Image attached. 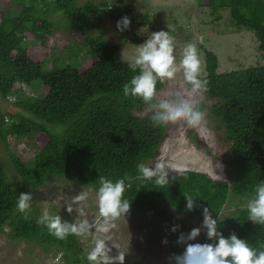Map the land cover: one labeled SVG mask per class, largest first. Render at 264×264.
I'll list each match as a JSON object with an SVG mask.
<instances>
[{"label": "trees", "instance_id": "1", "mask_svg": "<svg viewBox=\"0 0 264 264\" xmlns=\"http://www.w3.org/2000/svg\"><path fill=\"white\" fill-rule=\"evenodd\" d=\"M77 1L0 0V99L6 102L16 84H40L38 98L18 99L9 103L15 112L0 114V141L9 153L7 160L0 158V234L59 255L63 264H89L80 236L69 234L61 240L51 235L37 223L43 211L36 205L31 204L28 219L17 210L20 193L41 189L50 178L68 179L95 191L100 177L124 179L130 212L171 228L194 219L202 224L204 207L216 219L230 192L247 200L256 183L264 180V64L218 73L216 55L204 50L201 79L208 84L203 92L206 103H200V108L228 151L222 162L227 182L185 170L169 171L170 184L157 185L154 179H144L137 165L155 167L168 125L154 126L151 104L123 94L124 84L139 70L117 61L119 46L101 35L98 8L105 12L107 2L93 6ZM197 5L213 14L227 11L235 30L253 32L264 55V0H197ZM108 16L116 21L124 16L135 19L128 7L112 8ZM140 24L148 25L147 15L140 17ZM91 28L99 35L90 34ZM145 40L136 37L130 44L138 46ZM82 48L88 56L74 65H64L65 58L55 53L70 50L68 57L76 62ZM163 87L158 80L156 93ZM10 137L15 147L24 143L39 147L29 165L9 151ZM184 195H191L199 207L186 211ZM58 215L66 220L65 213ZM217 221V230L225 237L235 233L253 248L264 250V225L249 221L246 207Z\"/></svg>", "mask_w": 264, "mask_h": 264}, {"label": "rangeland", "instance_id": "2", "mask_svg": "<svg viewBox=\"0 0 264 264\" xmlns=\"http://www.w3.org/2000/svg\"><path fill=\"white\" fill-rule=\"evenodd\" d=\"M103 2H107L108 7L105 10L106 13L101 7L98 8L101 35L108 42L119 46L116 53L117 61L130 64L136 49L141 46V44L134 46L130 44V41L136 37L148 39L152 32L164 30L174 37V55L177 64L184 47L189 43L196 44L202 65L200 78L205 76L204 50L216 55L218 73L264 64V55L257 48L258 43L253 32L235 30L230 23L227 11L221 10L213 14L210 9L199 7L197 0H78L77 4L98 6ZM125 7L133 10L135 19L131 21L127 30L120 32L116 28V19L109 18L108 14L112 8ZM143 15L148 17V25L145 27L140 24V17ZM216 15L220 18L217 19ZM92 22L95 23L96 20L92 19ZM88 32L95 36L99 35L94 28L88 29ZM53 43L51 40L50 45ZM73 50L76 51V49ZM66 51L70 53V50ZM66 51L55 50V53L65 58L64 65L77 64L82 58L88 56L86 48H82L76 55V62H73ZM47 68L46 64L45 70ZM161 82L164 87L156 93L154 98L156 103L162 99H171L170 95L175 92L190 93L191 86L184 81L182 72H178L174 80ZM38 85L40 84L36 86L16 84L13 89L20 91L13 90L15 99L38 98L40 96ZM197 98L200 103H206L203 92L199 93ZM151 109L153 108H148V110ZM6 110L15 112L16 108L8 101L3 102L0 99V114ZM8 143L9 151L19 154L28 165L39 149L33 144L28 146L25 143L15 147L14 138L11 137L8 138ZM228 155L227 149L219 144L214 123L205 116L204 123L200 127H190L183 121L168 124L167 136L159 148L156 163H164L169 171L180 173L192 170L206 174L215 181L227 182L223 174L222 162ZM8 157L9 153L0 141V158L7 160ZM29 192L33 197L31 204L42 211L47 209L53 215L65 213L67 221L75 223L87 219L89 223L95 224L100 219L96 191L79 187L71 180L50 178L41 189ZM81 192H87L88 198L83 202H77L75 197ZM246 203L247 200L230 192L227 204L216 219L232 216L237 209L245 208ZM69 207L71 212L67 211ZM81 209L84 211L83 216L80 215ZM171 213L176 217L179 216L173 210ZM113 225L108 232H100L93 227L86 234L79 235L86 257L96 247L97 241H103L113 264H120L122 256H124L123 264H175L174 261H168L166 258L172 253L179 254L183 251V246L176 243L177 236L180 232L187 234L192 228L201 226L195 219L188 220L179 225L176 232H173L168 225H154L153 219L131 212L125 217L121 216L114 220ZM164 240L167 242L163 243ZM193 242L207 243L206 230L201 228L200 235ZM87 262L90 264L89 261ZM0 264H63V261L59 255L47 254L33 244L10 241L5 235L0 234Z\"/></svg>", "mask_w": 264, "mask_h": 264}, {"label": "clouds", "instance_id": "3", "mask_svg": "<svg viewBox=\"0 0 264 264\" xmlns=\"http://www.w3.org/2000/svg\"><path fill=\"white\" fill-rule=\"evenodd\" d=\"M131 21L127 16L117 21L116 28L123 32L130 27ZM130 68L138 74L134 75L123 86L124 96L141 98L146 104H151L154 109L151 122L154 126H163L170 123L183 121L190 127H200L205 120V113L200 108L197 98L199 93L207 90L208 81L201 79V60L195 43L187 44L182 52L179 64L174 55V37L168 31L152 32L136 49L132 57ZM178 72H182L184 81L191 86L190 93L175 92L170 95L171 99H162L159 103L154 102L156 96V84L158 80H174ZM14 90V89H13ZM20 91V90H16ZM19 93V92H18ZM9 103L16 101L14 93L7 97ZM139 173L144 179L153 180L157 185L170 184L169 170L160 162L155 167H148L144 163L137 165ZM174 179V178H172ZM126 183L124 179L113 181L100 177L99 186L96 189V201L98 219L95 224L87 219L75 223L63 220L59 215H51L45 209L38 218L37 223L47 228L49 233L58 239H65L69 234L83 235L93 227L100 232H108L113 227V221L130 212L131 201L124 197ZM88 198L87 192H81L75 197L77 202H83ZM186 211H193L199 205L191 195H184ZM31 193H20L17 201V210L27 213L31 210ZM67 211L71 212L69 207ZM248 220L253 224L264 225V180L256 183L253 192L246 203ZM80 215H84L83 209ZM202 224L192 228L187 234L180 232L177 236V245L183 246L179 254L172 253L166 259L175 264H264V250H257L235 233L225 237L217 230V219L213 218L209 207L202 209ZM179 225H173L171 231L176 232ZM201 228L206 230V238L214 243L193 242L201 233ZM166 243L167 241H162ZM90 264H113L108 256V249L103 241H97L96 247L88 254ZM124 256L120 258L123 264Z\"/></svg>", "mask_w": 264, "mask_h": 264}]
</instances>
